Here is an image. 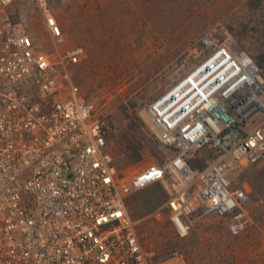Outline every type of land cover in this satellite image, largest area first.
<instances>
[{"label": "built area", "instance_id": "1", "mask_svg": "<svg viewBox=\"0 0 264 264\" xmlns=\"http://www.w3.org/2000/svg\"><path fill=\"white\" fill-rule=\"evenodd\" d=\"M32 1L50 53L0 0V264H188L144 247L128 214V195L155 183L179 238L207 217L246 231L249 191L231 176L264 162V70L227 31L202 37L200 60L141 113L173 156L127 174L107 150V115L73 77L85 47L63 49L49 0ZM201 149L211 156L193 169Z\"/></svg>", "mask_w": 264, "mask_h": 264}, {"label": "rangeland", "instance_id": "2", "mask_svg": "<svg viewBox=\"0 0 264 264\" xmlns=\"http://www.w3.org/2000/svg\"><path fill=\"white\" fill-rule=\"evenodd\" d=\"M116 1L49 0V4L66 37L63 49L85 47L86 59L72 73L84 95L108 117L107 150L114 166L127 159L129 143L140 149L139 162L117 169L131 174L173 156L172 150L158 142L141 113L200 60L193 47L202 37H221L227 31L234 44L264 70V1L261 8L251 10L249 0H131L129 7L125 5L131 17L121 18L126 28L109 12ZM9 13L40 50L51 52L32 0H13ZM131 123L137 124L136 131ZM231 177L249 191L246 212L252 224L246 231L232 236L221 220L207 217L179 238L163 204L146 213V200L135 198H146L153 191L149 185L126 198L144 247L159 257L180 251L188 264H264V186L257 196L252 195V185H264V162L247 165Z\"/></svg>", "mask_w": 264, "mask_h": 264}, {"label": "trees", "instance_id": "3", "mask_svg": "<svg viewBox=\"0 0 264 264\" xmlns=\"http://www.w3.org/2000/svg\"><path fill=\"white\" fill-rule=\"evenodd\" d=\"M264 0H249L248 2V7L251 10H257L258 8H261ZM245 29V27H244ZM132 124V125H131ZM130 128L134 131L137 128L136 123H131ZM129 153L127 155V159L125 161H120L116 163L117 169H121L122 166H126L129 164L137 163L141 160V153L140 149L138 147H135L134 144L129 143ZM132 150V152H131ZM211 156L209 150L207 149H201L200 151H197L191 158L188 160V164L191 168L193 169H203L206 166V159ZM262 176V175H261ZM263 182V180H262ZM153 186V191L150 194H146V198H143L144 196H136L135 198L138 199L140 198L145 199L146 201L144 202L145 206H147L146 213H151L156 207L162 205L165 200H166V193L164 188L160 183H155L152 184ZM264 185L261 184L259 185V188L257 185H252L253 191L252 195L257 196L256 193H261L262 192V187ZM258 189V190H257ZM132 198V197H131ZM130 198V199H131Z\"/></svg>", "mask_w": 264, "mask_h": 264}, {"label": "crops", "instance_id": "4", "mask_svg": "<svg viewBox=\"0 0 264 264\" xmlns=\"http://www.w3.org/2000/svg\"><path fill=\"white\" fill-rule=\"evenodd\" d=\"M112 5H113V7L110 9L111 11H109L110 13H112V16L113 17H116L115 18V22H120L121 21V18H124V17H126V16H129V17H131V10L130 9H126V7H125V5H128V7H129V5H131V0H128V2L127 1H125V0H119V1H116L115 2V4L114 3H111ZM125 11V12H124ZM127 12V13H126ZM117 14H120V15H118L119 16V19H118V17L116 16ZM129 19H131V18H129ZM60 22L62 23V25L64 26V27H66L67 26V24H66V20L64 19V17H61V19H60ZM121 22H124L123 23V25L125 26V28H126V23H125V21L123 20V21H121ZM116 24V23H115ZM123 27V26H122ZM124 28V27H123ZM127 28L129 29V32H131V24L129 25V26H127ZM124 30H126V29H124ZM128 31V30H127ZM70 32L72 33V30H70ZM76 46V45H75ZM74 47V46H73ZM70 48H72V47H70ZM67 49V48H66Z\"/></svg>", "mask_w": 264, "mask_h": 264}]
</instances>
